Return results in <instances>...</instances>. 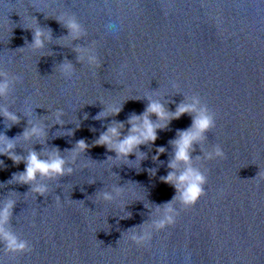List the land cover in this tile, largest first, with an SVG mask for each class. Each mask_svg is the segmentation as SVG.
I'll list each match as a JSON object with an SVG mask.
<instances>
[{
  "label": "water",
  "instance_id": "water-1",
  "mask_svg": "<svg viewBox=\"0 0 264 264\" xmlns=\"http://www.w3.org/2000/svg\"><path fill=\"white\" fill-rule=\"evenodd\" d=\"M60 16L75 17L84 38H67ZM37 26L51 34L40 51L30 45ZM77 46H94L99 67L79 64ZM64 61L75 67L69 79L59 74ZM0 68L20 78L0 100L19 118L8 126L0 117V135L17 137V155L55 148L67 158L77 141L89 145L73 174L47 181L43 196L9 183L24 163L0 156V202L15 200L9 227L31 248L4 256L0 245L4 264H264V0H0ZM183 95L199 96L214 114L203 148L219 145L225 158L202 161L205 195L191 208L176 205L175 224L137 245L131 228L149 223L151 207L174 195L160 177L169 171V142L191 117L173 119L154 144L140 146L146 158L139 171L112 167L107 158L115 154L93 141L113 120L125 124L126 134L129 116L145 110L142 97L164 98L174 111ZM121 104L116 116L95 119ZM58 109L63 125L54 124ZM28 118L48 125L44 143L18 137ZM161 146L166 151L153 161ZM193 149V158L202 156L199 145ZM116 186H124L120 198L98 199ZM123 205L130 215L121 219Z\"/></svg>",
  "mask_w": 264,
  "mask_h": 264
},
{
  "label": "clouds",
  "instance_id": "clouds-1",
  "mask_svg": "<svg viewBox=\"0 0 264 264\" xmlns=\"http://www.w3.org/2000/svg\"><path fill=\"white\" fill-rule=\"evenodd\" d=\"M68 31L67 38L80 40L86 35L83 27L73 16H60L56 18ZM109 32L116 31L115 24H108ZM31 47L33 50L40 51L45 48V44L51 40L49 31L41 29L39 26L32 29ZM67 46L66 44H63ZM77 56L76 60L79 64H86L89 68L99 67V60L94 51V46L79 47L73 49ZM59 74L69 79L74 75L75 67L69 61H64L58 65ZM20 82L17 76H10L3 68H0V100H8L15 84ZM171 87L176 93L178 85L172 83ZM184 96L182 102L176 105L174 111H169L165 104L167 101L151 96H144L147 105L143 113L137 115L132 114L127 119V133L122 135L125 128L123 122L113 120L105 131L99 134L98 138L93 141L96 146H103L107 151L115 154L114 158L109 156L107 161H111L113 165L119 167L121 164L129 167H135L137 171L140 169V162L146 158V154L140 150L141 145H151L157 140L158 130L166 129L173 119H178L182 115L188 114L191 117V126L186 130L178 131L176 137L169 143L172 146V157L168 161V169L166 175L161 176V182L171 186L174 189L172 199L165 202L162 206L151 207L148 203L144 204L145 208L151 207L150 222L143 223L139 227H133L129 234V239L137 245H147L151 239L153 232H159L167 227L175 224L178 215L176 205L181 210L191 208L197 201L205 195V185L207 177L205 172L201 170L202 161L223 160L225 153L219 146H213L210 150H205L203 145L206 141V133L210 132L215 126L214 114L208 107L202 103L197 95ZM130 99H141L140 97ZM122 104L117 107L105 108L98 113L95 119L100 120L109 116H116L121 111ZM28 117L27 115H25ZM155 116L153 120L152 117ZM0 117L8 122V126L19 123V118L15 111H11L8 106L0 103ZM54 124L63 125V112L56 110L54 116ZM27 127L22 135L18 136L24 142L40 141L45 142L47 137V127L39 120L33 121L28 118ZM79 127V123L77 124ZM71 135V131L67 133ZM41 143V144H43ZM17 137L9 139L5 135H0V156H6L14 164L24 163V170L18 174H13L9 183L16 182L20 184L30 185V192L35 195H45L48 193L47 181L57 180L63 176H71L78 157L83 154L89 147L83 139L77 141L75 146L68 151L69 156L61 155L60 152L53 148L44 150L40 153L29 149L26 156L17 155L14 149L17 146ZM193 145H199L202 156L192 157ZM166 150L164 147H157L156 154L152 156V160L156 161L160 154ZM134 155L135 159L130 160L129 156ZM135 164V166H133ZM0 167H3V161L0 160ZM150 175H155L156 169L148 170ZM92 180L90 183H93ZM2 187V185H0ZM124 186H116L109 190L99 192L98 199L104 203H112L123 195ZM15 200L7 198L0 202V245L3 246L4 256H16L31 251L28 241L18 237L9 227L12 209ZM126 205V204H125ZM123 205L121 217L127 218L130 213L124 212ZM147 224V227L144 225ZM128 232V231H127ZM0 264H4V260L0 258Z\"/></svg>",
  "mask_w": 264,
  "mask_h": 264
}]
</instances>
